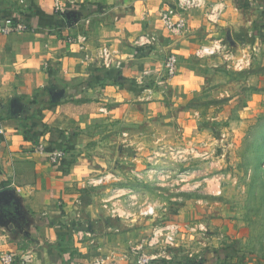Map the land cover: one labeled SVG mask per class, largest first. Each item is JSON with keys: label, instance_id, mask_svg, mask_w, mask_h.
Returning <instances> with one entry per match:
<instances>
[{"label": "rangeland", "instance_id": "obj_1", "mask_svg": "<svg viewBox=\"0 0 264 264\" xmlns=\"http://www.w3.org/2000/svg\"><path fill=\"white\" fill-rule=\"evenodd\" d=\"M53 1L76 11L98 0ZM167 1L154 13L161 37L184 30L163 24ZM33 2L0 0V11L22 19L17 14ZM203 22L202 33L216 30L217 22ZM67 31L66 38L75 35ZM240 40L245 44L223 43L211 56L199 50L213 41L194 45L185 58L172 52L178 56L172 77L160 69L171 52L153 44L160 63L154 86L143 83L142 102L128 101L121 115L101 123L102 138L84 147L92 176L80 192L99 220L92 230L117 252L122 245L124 264H139L143 255V264H264V47L249 50ZM243 54L249 64L235 66ZM168 225L180 228L171 245L164 241Z\"/></svg>", "mask_w": 264, "mask_h": 264}, {"label": "crops", "instance_id": "obj_2", "mask_svg": "<svg viewBox=\"0 0 264 264\" xmlns=\"http://www.w3.org/2000/svg\"><path fill=\"white\" fill-rule=\"evenodd\" d=\"M95 2L56 12L53 0H34L17 12L30 29L0 34V250L22 264H124L122 245L117 252L92 230L99 220L80 192L92 176L84 147L102 138V122L147 95L143 83L154 86L163 59L153 44L183 58L214 40L240 46L241 36L249 50L264 47V0H202L186 11L183 32L170 37L155 24L162 0ZM205 19L216 30L202 33ZM67 30L85 35L84 50ZM141 34L156 41L141 47ZM97 47L111 53V69L99 67ZM39 143L46 152L65 145L66 156L53 163Z\"/></svg>", "mask_w": 264, "mask_h": 264}, {"label": "built area", "instance_id": "obj_3", "mask_svg": "<svg viewBox=\"0 0 264 264\" xmlns=\"http://www.w3.org/2000/svg\"><path fill=\"white\" fill-rule=\"evenodd\" d=\"M203 5L202 0H169L167 6L161 11V20L163 24L166 26L167 29H171L173 31H178L181 28H184L185 26V16L183 12L190 8H195L197 6ZM54 9L56 12H62L63 7L55 1ZM30 22H32L30 20ZM29 21L26 22L22 19H19L18 17H14L13 15L9 14H4L0 16V34L1 35H6V34H12L16 32H23L26 30H29ZM154 37L149 35V34H141L138 36L136 39V44L139 46H147L153 43ZM72 41H75L78 43L79 48L84 50L85 49V35L84 34H77L75 35L74 39H70ZM221 44L214 40L210 45H205L200 48L199 50V55L204 56L208 55L211 56L218 52L220 49ZM97 54L99 55V65L102 68L105 69H111L113 67V62L111 60V53L106 47H98L97 48ZM248 55V54H247ZM246 54H243L241 58L236 59L234 64L237 67H242L244 64L248 65L249 60L248 57L244 59ZM177 63L178 59L175 54L171 53L167 55L163 61L162 65L160 67L161 71L163 74L167 77H172L175 75L177 71ZM1 131V130H0ZM36 149L40 153H46L49 157V159L53 163H59L64 159L66 156V152L68 147L65 145L63 146H58L54 149H51L49 151H45L43 144L39 143L36 145ZM150 210L148 209L147 212ZM146 212V211H145ZM200 230L203 229L201 226H196ZM196 228L192 227L189 228L188 230H195ZM166 231V234L164 236V241L166 244H173L175 240V235L180 232L179 225H168L164 229ZM161 230L159 229L158 231H155L152 233V238L150 240V245L156 244L159 241V236H160ZM2 234L0 233V239L2 238ZM148 259L144 257V255L140 258V263L143 264L147 262ZM15 263H23V260H20L16 257V255L13 252L9 251H3L0 250V264H15ZM95 264H102V262L96 260Z\"/></svg>", "mask_w": 264, "mask_h": 264}, {"label": "trees", "instance_id": "obj_4", "mask_svg": "<svg viewBox=\"0 0 264 264\" xmlns=\"http://www.w3.org/2000/svg\"><path fill=\"white\" fill-rule=\"evenodd\" d=\"M161 262H162V263H165V261H163V260H162Z\"/></svg>", "mask_w": 264, "mask_h": 264}]
</instances>
